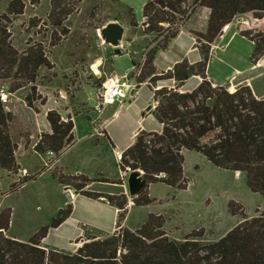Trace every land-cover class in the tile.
Segmentation results:
<instances>
[{
	"label": "trees",
	"instance_id": "16d2710c",
	"mask_svg": "<svg viewBox=\"0 0 264 264\" xmlns=\"http://www.w3.org/2000/svg\"><path fill=\"white\" fill-rule=\"evenodd\" d=\"M145 1L143 36L155 37L145 47L146 59L142 66L131 56L130 50L128 53L133 67H142L137 89L146 83L149 85L154 93L155 108L148 110H152L163 129L161 133H138L133 145L121 155V172L125 173L127 168L131 172L139 170L151 187L161 185L175 192L184 191L188 188L184 153L195 152L216 168L244 174L248 188L264 199V98L257 99L249 86H240L231 92L228 87L214 86L207 78L212 45L224 28L247 15L264 18V0ZM24 8L22 0H12L0 19V169L10 174L18 173L20 168L11 134L13 115L2 103L1 91L9 95L29 92L24 100L29 108H34V102L41 99H36L40 71L51 67L47 47L42 42H27L22 47L14 43L11 29ZM58 9L60 4L54 2L48 16V29L53 34L65 28V22L56 16ZM195 9L208 12L204 30H189L202 61L195 65L183 61L171 71L159 72L154 64L158 54L169 49ZM129 11L128 27L138 28L133 9ZM171 30L174 32L169 33ZM241 35L256 45L250 62L257 64L264 55L262 36L254 37L249 32ZM131 46L133 49L134 45ZM133 75L134 71L129 76ZM192 76L201 77V84L190 93L181 92ZM156 80H174L176 84L174 88L157 89ZM105 81L99 78L98 88ZM46 119L50 133L41 135L34 150L40 155L51 152L58 156L73 144L74 124L63 123L61 115L54 111L49 112ZM105 138L110 141L106 134ZM206 139L209 140L205 142ZM95 181L82 175L67 185H72L84 197L103 200L118 210L116 231L112 235L92 236L76 242H81V246L74 253L45 249L42 242L49 230L60 227L70 217L72 205L60 209L51 225L42 227L28 241L8 235L11 211L5 210L0 212V264H264V211H257L250 220L243 217L242 223L214 242L201 241L199 233L182 241L172 239L163 231L162 219L153 215L140 228L119 232L120 225L127 220L129 201L125 195L86 191L85 188ZM132 202L135 207L147 206L149 195L145 193Z\"/></svg>",
	"mask_w": 264,
	"mask_h": 264
},
{
	"label": "rangeland",
	"instance_id": "374dc122",
	"mask_svg": "<svg viewBox=\"0 0 264 264\" xmlns=\"http://www.w3.org/2000/svg\"><path fill=\"white\" fill-rule=\"evenodd\" d=\"M11 1L0 0V19ZM22 2L25 4L23 14L14 20L11 29L14 43L22 47L27 42H42L47 47L46 53L51 63L50 69L40 71L36 99H41L34 102V108H29L24 100V96L29 94L27 91L9 95L8 103L4 104L13 115L11 134L17 147L16 159L20 171L10 174L0 169V212L11 211L8 235L20 241H28L42 227L51 225L60 209L67 208L63 204L69 194L64 193L58 180L54 181L53 178H61L67 183H72V179H75V174H62L59 177V165L51 168L50 157L60 159L62 165L69 166L72 173L75 170L73 166H79L78 170L84 172L82 175L92 179L105 180V177L114 178L119 175L121 159H118L121 156L116 160V154H112L113 145L105 138L106 133L100 138L97 134L103 132L100 127L112 111L107 110L108 106L104 107L103 112L97 107L103 90V86L98 88L97 81L99 78L107 80L108 71L112 69L110 57L113 52L101 45L96 30L104 22L116 19L128 27L131 17L129 8H132L139 26L128 27L132 43L128 42L123 49L126 47L130 50L131 56L140 63L146 59L145 47L155 36H143L144 28L141 25L145 0ZM54 2L60 4L56 16L65 22V28L57 29L53 34L48 29L47 21ZM192 12L188 15V21L193 26L197 22L198 28H192L193 31H201L200 28L207 21L205 10L195 9ZM256 21V29H246L243 32L252 33L254 37L260 34L264 40V18ZM172 32L174 30L169 33ZM259 62L264 65V55ZM51 111L59 113L63 123L74 124V142L58 156L40 155L34 150L41 135L50 133L46 118ZM20 164L28 166L31 172L22 177ZM184 171L188 179L186 190L175 192L166 186H150L147 191L150 204L147 206L135 207L128 192L127 220L120 225L119 232L126 228H140L153 215L162 219L163 231L172 239L182 241L199 233L202 235L201 241L214 242L242 223L243 217L250 220L257 215V211H264V199L248 188L244 174L216 168L195 152L184 153ZM127 179L128 177L124 178L126 185ZM90 200L91 206L79 211L81 222L84 223L80 227L85 234L84 240L112 232L107 223L108 211L94 204L95 200ZM56 240H50L48 246L54 248L52 246ZM60 241L62 251L72 252L66 236ZM80 246L81 243H76V247Z\"/></svg>",
	"mask_w": 264,
	"mask_h": 264
},
{
	"label": "crops",
	"instance_id": "0c3cea01",
	"mask_svg": "<svg viewBox=\"0 0 264 264\" xmlns=\"http://www.w3.org/2000/svg\"><path fill=\"white\" fill-rule=\"evenodd\" d=\"M205 15L207 20L208 12L206 10ZM244 17L248 20V23H238L236 20V22L234 21L227 25L224 28L222 35L212 45L211 59L207 67V78L214 86L228 87L231 92H234L237 87L249 86L252 89L254 96L257 99H261L264 98V65L261 64V62L257 65L250 62V58L254 53L256 45L254 42L249 41L241 35V32L244 30L246 31V29H256L258 26L256 23L257 19H255L252 15ZM140 23H142V21H140ZM192 26L193 25L188 21L181 27L180 32L169 49L158 54L154 64L159 72L171 71L177 64H180L183 61H188L191 65L198 64L202 61L201 54L197 48L196 40L189 33V30H193L192 28H198L197 22L193 27ZM205 27L206 23L202 26V28H200V30H204ZM110 61L112 63V69L108 71L107 79L110 77H126L134 71L132 60L126 47L123 49L122 55L117 56L112 54ZM201 82V77L192 76L185 82L181 88V92L190 93L194 91L201 84ZM175 84L174 80H156L155 82L157 89L165 87L174 88ZM153 97L154 93L146 83L140 87L135 97L132 98L129 95V97L122 103L106 107L108 108L107 110L111 109L112 111L108 116H106L107 118H105V123L100 127L103 132L101 134L100 132L97 134L99 138L104 135V133H106L109 137L111 145H113L111 148L112 154H116V160L118 159V156H121L123 152L133 145L138 133L142 131L155 133L162 132V125L152 114V110L155 108ZM150 107L152 108L151 111L148 110ZM104 110L105 108L102 109V112ZM50 158L49 164L51 165V168H56V166L59 165V177H62V174L65 176L75 174L73 178H76L80 177L84 173L78 170L77 167L79 166H73L75 170L72 173V171L69 170V166L62 165L60 159L54 160L52 157ZM20 166L22 169L20 172L22 177L31 172L28 166L23 164H20ZM70 172L71 174H69ZM105 178L106 179L104 181H121V183L112 184L101 182L100 180L103 178H98L95 182L89 184L85 190L114 196L125 195L127 197L128 188L124 181L123 172H121L120 169L118 176L114 178ZM53 180H58L57 182L61 187H63V190L67 186H72L67 185V182L61 178H53ZM90 202V199L83 197L77 191L75 195L69 194V198L66 199L63 205L64 207L72 205L73 210L70 217L60 227L55 228L54 230H49L47 237L42 242V246L45 249L62 250V248H60L62 246V242L60 240L66 236V240L72 248L71 253H74L78 248L76 247L77 240H84L85 235L80 229L81 224L84 225V223L81 222L82 219L80 218L81 214H79V211L90 207ZM93 202L108 211L109 221L107 223L111 227V234H113L116 231V227H114V225L116 226L117 224L118 210L103 200ZM129 208H132L131 205H129ZM111 221L113 223L112 225ZM53 232H55L54 235ZM50 240H56L57 244L54 243V246H52L54 248H50L48 246L47 243ZM57 245L60 246L57 247Z\"/></svg>",
	"mask_w": 264,
	"mask_h": 264
},
{
	"label": "water",
	"instance_id": "95a60500",
	"mask_svg": "<svg viewBox=\"0 0 264 264\" xmlns=\"http://www.w3.org/2000/svg\"><path fill=\"white\" fill-rule=\"evenodd\" d=\"M237 22L248 23V20L245 17H241L237 19ZM129 31L130 29L128 27H125L118 21L109 22L96 30L101 45L111 50L117 56L122 55L123 47L129 42ZM137 92L138 90L136 89L132 90L130 96L132 98L135 97ZM127 188L130 199L134 200L147 193L150 185L146 181L144 174L136 170L128 175ZM63 191L71 195L76 194V189L72 186L65 187Z\"/></svg>",
	"mask_w": 264,
	"mask_h": 264
},
{
	"label": "built area",
	"instance_id": "2783aa9c",
	"mask_svg": "<svg viewBox=\"0 0 264 264\" xmlns=\"http://www.w3.org/2000/svg\"><path fill=\"white\" fill-rule=\"evenodd\" d=\"M145 59L141 61V66L144 64ZM134 68L133 76L126 77H110L103 84V90L101 92L100 102L97 103V107L103 109L105 106H114L116 104L122 103L126 98L129 97L132 90L137 89V77L141 73V68ZM1 100L3 104L8 103L9 94L3 90L1 91ZM48 155L53 156L54 154L49 152ZM121 157H119L120 161ZM131 173L130 168L126 169V172L123 173L124 178L128 177Z\"/></svg>",
	"mask_w": 264,
	"mask_h": 264
},
{
	"label": "bare ground",
	"instance_id": "6f19581e",
	"mask_svg": "<svg viewBox=\"0 0 264 264\" xmlns=\"http://www.w3.org/2000/svg\"><path fill=\"white\" fill-rule=\"evenodd\" d=\"M94 67V66H93Z\"/></svg>",
	"mask_w": 264,
	"mask_h": 264
}]
</instances>
